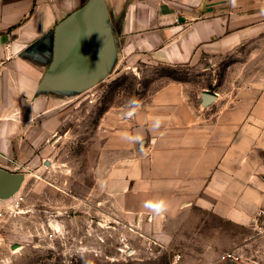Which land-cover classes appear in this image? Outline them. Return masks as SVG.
Returning a JSON list of instances; mask_svg holds the SVG:
<instances>
[{
	"label": "crops",
	"instance_id": "crops-1",
	"mask_svg": "<svg viewBox=\"0 0 264 264\" xmlns=\"http://www.w3.org/2000/svg\"><path fill=\"white\" fill-rule=\"evenodd\" d=\"M88 1L0 0L1 169L18 172L14 158L40 148L20 139L19 98L37 92L56 25ZM105 1L127 56L213 71L241 46L264 55V0ZM233 70L207 108L193 81L155 80L143 105L106 131L99 154L101 205L111 219L150 244L179 248L183 264L222 262L219 223L264 230V66L250 79L241 65ZM157 117L162 123L153 128ZM124 134L140 135L143 149ZM160 201L162 212L148 206Z\"/></svg>",
	"mask_w": 264,
	"mask_h": 264
},
{
	"label": "rangeland",
	"instance_id": "rangeland-1",
	"mask_svg": "<svg viewBox=\"0 0 264 264\" xmlns=\"http://www.w3.org/2000/svg\"><path fill=\"white\" fill-rule=\"evenodd\" d=\"M118 49L113 70L94 86L66 93L36 90L25 101L19 98L18 108L25 112L20 139L40 148L14 158L21 161L18 173L29 177L21 210L4 222L10 236L0 240V264H183L182 259L175 263L179 248L150 244L139 230L117 225L101 205L105 193L97 164L106 131L143 105L157 79L193 81L203 93L216 94L228 89L235 65L250 79L264 66V55L241 46L213 71H203L127 56ZM219 226H225L219 252L237 251V264H264V230Z\"/></svg>",
	"mask_w": 264,
	"mask_h": 264
},
{
	"label": "water",
	"instance_id": "water-1",
	"mask_svg": "<svg viewBox=\"0 0 264 264\" xmlns=\"http://www.w3.org/2000/svg\"><path fill=\"white\" fill-rule=\"evenodd\" d=\"M118 40L105 0H89L79 11L59 22L50 47L51 62L39 94L80 92L103 81L118 59ZM202 106L216 102L215 94L201 95ZM29 175L0 168V208H11L20 198Z\"/></svg>",
	"mask_w": 264,
	"mask_h": 264
},
{
	"label": "built area",
	"instance_id": "built-area-1",
	"mask_svg": "<svg viewBox=\"0 0 264 264\" xmlns=\"http://www.w3.org/2000/svg\"><path fill=\"white\" fill-rule=\"evenodd\" d=\"M23 199L19 198L11 208H6V207H1L0 208V240L3 239V231H4V222L6 220V217L14 212H17V210H21L20 209V203ZM51 236L53 237V234H51ZM123 243H124V239H122ZM181 256L178 255L176 256V262L180 261ZM220 260L224 263L227 264H237L240 260L241 257L236 255L235 252H225L224 254H222L220 256Z\"/></svg>",
	"mask_w": 264,
	"mask_h": 264
},
{
	"label": "clouds",
	"instance_id": "clouds-1",
	"mask_svg": "<svg viewBox=\"0 0 264 264\" xmlns=\"http://www.w3.org/2000/svg\"><path fill=\"white\" fill-rule=\"evenodd\" d=\"M232 3L234 4L235 0H232ZM136 106L138 107L139 105H136ZM133 113H134V109H133V111L127 112V116L131 117L133 115ZM161 123H162V118L157 117V118H155L152 127L153 128H159ZM124 138L127 140H131V141L141 142V150L143 149V144H142L143 138L140 135L129 136L127 134H124ZM148 206L151 207L152 209H154L156 212H162L166 208L164 201L149 204ZM5 264H7V262H5Z\"/></svg>",
	"mask_w": 264,
	"mask_h": 264
},
{
	"label": "flooded vegetation",
	"instance_id": "flooded-vegetation-1",
	"mask_svg": "<svg viewBox=\"0 0 264 264\" xmlns=\"http://www.w3.org/2000/svg\"><path fill=\"white\" fill-rule=\"evenodd\" d=\"M48 70V69H47ZM47 72V71H46Z\"/></svg>",
	"mask_w": 264,
	"mask_h": 264
}]
</instances>
